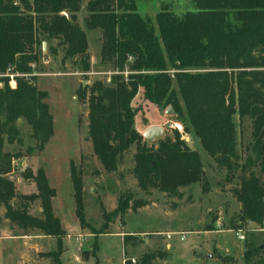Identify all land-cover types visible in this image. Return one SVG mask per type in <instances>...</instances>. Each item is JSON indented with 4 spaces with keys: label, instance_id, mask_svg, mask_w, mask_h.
<instances>
[{
    "label": "trees",
    "instance_id": "trees-1",
    "mask_svg": "<svg viewBox=\"0 0 264 264\" xmlns=\"http://www.w3.org/2000/svg\"><path fill=\"white\" fill-rule=\"evenodd\" d=\"M14 1L0 0V202L15 225L55 237L56 248L44 254L50 264H65L61 259L65 230L52 207L55 187L43 166L32 170L26 165L21 174L34 181L35 190L20 194L14 205L11 199L18 195L10 174L20 152L9 151L4 144L22 141V120L34 140L28 150H42L53 133L48 93L37 85L31 66L42 55L43 40L54 53L57 45L49 42L57 38L62 62L75 57L76 70L88 79V38L76 14L83 0ZM136 1H86L85 25L101 30L100 60L112 70L87 83L80 81L76 92L87 102V136L102 168L115 172L126 153H132L129 171L141 193L126 188L112 209L101 203L103 221L96 227L85 216L84 174L71 159L68 174L79 224L97 236L107 232L113 217L146 204L149 200L143 196L152 189L180 197V187L200 183L202 190L209 188L201 154L178 130L146 146L135 127L132 104L141 88L144 99L163 108L171 105L178 117L186 118L185 130L193 132L207 154L225 168L227 179L240 168L233 187L240 203L236 228L249 221L264 228V0H190L194 8L181 14L163 2L154 22L142 15ZM7 70L16 73L15 86L9 84ZM246 116L254 157L247 155L241 163L238 123ZM253 158L258 159L260 173L245 171ZM36 199L41 206L38 215L29 211ZM134 238V233L126 232L123 242L136 243ZM93 243L96 247V240ZM165 255L161 248L148 249L138 259L126 257L123 264H158L156 258ZM242 255L244 264H264V241L244 239Z\"/></svg>",
    "mask_w": 264,
    "mask_h": 264
},
{
    "label": "rangeland",
    "instance_id": "rangeland-1",
    "mask_svg": "<svg viewBox=\"0 0 264 264\" xmlns=\"http://www.w3.org/2000/svg\"><path fill=\"white\" fill-rule=\"evenodd\" d=\"M86 1H82L80 9L76 12L77 21L87 34V50L91 59V70L87 74L88 79L85 83L95 77L109 75L112 70L110 64L103 63L100 60L101 30L99 28H87L85 25L83 18L87 14ZM163 2L168 3L169 7L177 14L194 8L190 0L136 1L142 15L149 16L153 22L155 12ZM43 41L46 42V40ZM42 42V55L35 62V71L38 75L36 82L39 87L47 90V99L53 114V133L42 150L35 148L28 150L34 140L30 135V126L22 120L19 124L22 141L5 142V149L20 152V156L14 160V169L10 174L15 182L18 195L12 198L11 202L17 205L20 201V194L35 190L34 181L23 177L21 170L26 165L31 167L32 170L42 165L50 185L56 189V194L52 197V207L60 219L61 227L67 232L76 233L79 230L78 232L86 234L81 243L74 240V244L62 236V252L64 251L71 258V260L70 258L64 259L68 261V264H123L126 257L134 258V260L138 259L142 250L153 249V244L159 242L154 236L160 234L147 232L140 234L141 231L139 230L141 228L152 227H161L165 231L166 229L174 230L170 238L166 236L164 238L170 243V246L166 248L161 245L163 250H167L165 257L167 261L160 262L161 264H244L242 255L244 239L252 237L257 242L264 241V228L258 227L253 221L243 222L240 228L244 231L245 238L238 240L234 231L237 225L235 223L239 222L236 221V217L240 203L235 198L233 187L239 182L241 170L238 167L234 175L227 179L225 168L218 165L215 159L207 154L193 132H191V143L199 150L209 179L207 191L201 189L200 183H194L191 187L183 188L180 197L167 194H159L158 197L153 195L152 197H156L160 205L141 212L129 209L122 217H113L107 229L108 233L103 232L95 236L90 228L81 227L75 213L72 181L68 174L71 159H73L76 166L82 169L84 174L85 216L96 227H99L103 221L101 203H103L105 209H112L117 203L119 192L132 187L134 190L136 183L132 171L123 173L121 176L120 170L107 172L102 168L99 160L93 158L94 154L87 136V102L78 98L76 92L80 81L85 78H83L81 72L76 70L73 61V59H76L75 57L62 62L63 49L57 38H53L49 42L52 46L57 45V50L54 53L48 50L47 42L44 47ZM132 102L136 106L135 119H139L142 123L147 118H155L158 114L156 104L143 99L142 92H138ZM173 111L175 110L173 109ZM170 114H172L171 111L166 113V115ZM176 118L181 120L183 124L187 121L185 117L176 115ZM168 131L172 133V129ZM188 132L190 131L184 130L181 134L183 139H187ZM251 140V122L250 118L246 116L238 123L237 149L241 163L244 162L247 155L254 157L250 149ZM129 157L127 160L130 159ZM122 165L124 167L122 171L125 167L131 168L130 163L126 160H123ZM251 169L260 173L258 159L253 158V163L245 171ZM187 195L190 197L189 201ZM31 203H34V201ZM0 204L2 203L0 202ZM38 205L39 200L36 199L35 204H32L31 207L37 212ZM178 206H181V209L170 210ZM217 220L219 222L216 224ZM216 228L221 230L217 232L215 231ZM27 229L41 233V230H35L37 228L29 227ZM191 229L196 231H189ZM115 231L118 233L116 234ZM148 231H151V229H148ZM178 231H185L183 239L179 238ZM121 232H132L136 238L144 235L150 240L144 246H130L131 244H129L124 248L122 244L124 234ZM70 236L74 237V233ZM41 238L39 235H31L33 245L38 243V250L35 251L33 247L30 256L26 257L24 255L25 258L22 254L20 255L27 244L22 241L23 238L16 239L14 243L10 239L5 240L6 243H4L9 244L12 249V255L3 248L1 251L5 254H3L2 259L0 258V264H36L34 259L37 257H44L45 261L47 255L44 252L47 249L56 248L57 242L56 240H50L39 243ZM136 238L134 239L138 242ZM94 240H96V247H94ZM217 242L219 245L216 244ZM14 251H19L16 253L18 258H16ZM75 253H77L78 258L74 257ZM35 255L36 257H33ZM62 255L64 256L63 253ZM47 257L51 263V258Z\"/></svg>",
    "mask_w": 264,
    "mask_h": 264
},
{
    "label": "crops",
    "instance_id": "crops-1",
    "mask_svg": "<svg viewBox=\"0 0 264 264\" xmlns=\"http://www.w3.org/2000/svg\"><path fill=\"white\" fill-rule=\"evenodd\" d=\"M139 93H141L142 92V89L140 88L139 89V91H138ZM144 99V98H143ZM146 100V99H145ZM133 101V100H132ZM132 104H133V102H132ZM155 104V103H154ZM156 107H157V110H158V114L156 115V117L155 118H147L146 119V121H144V123H142L139 119H135V116H134V124H135V127H136V129L140 132V133H142V131L145 129V127H147L149 124H154V123H158V124H162L163 126H164V128H165V134H167V133H170L168 130L170 129L167 125H166V123L168 122V120L170 119V118H176V115L175 114H170V115H166V113H165V108H161L160 106H158V105H156ZM178 119V118H177ZM173 130V129H172ZM189 133V136L187 137V139H185L186 141H187V143H188V145L189 146H191L192 148H195L194 147V145L191 143V140H192V138H191V131L190 132H188ZM153 142H157V140H155V141H153ZM47 144V143H46ZM196 149V148H195ZM199 151V150H198ZM131 154L132 153H126V155L123 157V159L124 160H126L127 162H129L130 163V165L132 166L133 165V162H132V160H131ZM130 156V157H129ZM95 157V155H93V158ZM128 157L130 158L129 160H127L128 159ZM92 158V159H93ZM96 158V157H95ZM123 163H121V165H122ZM120 165V166H121ZM42 166V165H41ZM118 167V170H120V176L123 174V173H129V169L130 168H127V167H125V169H124V171H122L123 170V165L121 166V167ZM46 172V171H45ZM133 179H134V181H135V178L133 177ZM186 188H188L189 186H185ZM185 187H180V190L182 191L183 190V188H185ZM133 188V187H132ZM137 191V192H136ZM134 192H135V194H139L140 193V191H139V189H138V187L136 186V188L134 189ZM159 194H163V195H165V192L164 191H158V190H156V189H152L151 190V192L146 196H143V197H147V199L149 200L146 204H144V205H142V206H139L136 210L138 211V212H141V211H144V210H148V209H151V208H154V207H156V206H158V205H160L159 204V201L156 199V197H158L159 196ZM153 195H155L156 197H152ZM35 202L36 201H34V203H31V205H30V207H29V211L32 213V214H36V215H38L39 214V212L41 211V206L40 205H38L37 206V212L36 211H34V208H32L31 206H32V204H35ZM181 205V204H180ZM183 206V205H182ZM179 208L181 209V206L179 207H174V208H172V209H170V210H179ZM183 208V207H182ZM4 210H5V208H4V205L3 204H0V258L2 259V257H3V254H5V252H2L1 250H3V248H5V250L8 252V253H11V255H12V249L10 248V246H9V244L7 245V244H5L6 242H5V240L7 241L8 239H10V241L12 242V243H14L15 241H16V239H22V241L23 242H26L27 244H26V246H25V249L23 250V253H21L20 252V255L22 254L23 256L25 255L26 257H29L30 256V253L32 252V248L34 247L35 248V251L36 250H38V243L36 244V245H33V243H32V239H31V235H39V236H41L42 238H44V239H40L38 242L39 243H42V242H45V241H50V240H56V238L55 237H53V236H50V235H47V234H44V233H40V232H38V231H29L27 228H21V227H18L17 225H15L12 221H10L9 220V218H7L5 215H4ZM54 210V209H53ZM55 212V211H54ZM56 213V212H55ZM219 221L217 220L216 221V224L218 223ZM148 229H151V231H148ZM35 230H38V229H35ZM221 229H215V231H217V232H219ZM79 231V230H78ZM78 231H76V232H78ZM139 231H141L140 232V234H145L146 232L147 233H153V234H160V235H155L154 236V238L155 239H157L159 242H157V243H155V244H153V249H155L154 247H156V248H161V245L163 246H165L166 248H168L169 246H170V243L168 242V241H166V240H164V238H166L167 236H166V234H165V232L166 231H174V230H168V229H166V231L165 230H163V228H161V227H157V228H154V227H152V228H141ZM189 231H196V230H189ZM33 233V234H32ZM65 235H64V237H66L68 240H70L71 242H72V244H74V240H75V238L72 236H70V234H73V233H75V232H73V233H71V232H67L66 230H65ZM106 233H108V232H106ZM115 233L117 234L118 232H116L115 231ZM122 234H124L123 232H121ZM129 233H132V232H129ZM234 233H235V231H234ZM162 234V235H161ZM165 234V235H164ZM235 235H236V233H235ZM166 236V237H165ZM171 237V236H170ZM170 237H168V238H170ZM236 237H237V235H236ZM27 238H30V239H27ZM153 238V237H152ZM238 238V237H237ZM121 239H122V237H121ZM137 240H138V242H136V243H132V242H129V243H127V245L126 244H124V242L122 241V244L124 245V248L125 247H127L129 244H131L130 246H138L139 247V245H141V246H144L145 245V243L146 242H148L150 239L149 238H147V237H145L144 235H142V237H137L136 238ZM123 240V239H122ZM238 240H240L239 238H238ZM35 241V240H34ZM5 242V243H4ZM37 242V241H36ZM35 244V243H34ZM216 244H218L219 245V243L217 242ZM36 246V247H35ZM217 246V245H216ZM162 249V248H161ZM226 249H228V248H226ZM41 250V249H40ZM47 250H49V249H47ZM46 250V251H47ZM165 250V249H164ZM143 251H145V250H142L140 253H142ZM19 251H14V254H15V256H16V258H18L17 257V255H16V253H18ZM72 252H73V250H72ZM62 253L64 254V256L62 255ZM61 253V259L64 261V263L65 264H68V261H66V260H64V259H66V258H70V257H68L67 256V254H65V252L63 251ZM165 253H166V255H167V250H165ZM166 255L165 256H163L162 258H160V257H157L156 258V262L158 263V264H161L160 262H166L167 261V259L165 258L166 257ZM25 256H24V258H25ZM33 257H36V255L35 256H33ZM74 257H76V258H78V255H77V253H75L74 254ZM130 257V256H129ZM34 259V258H33ZM35 261H36V264L37 263H40V264H48V263H50V259L46 256L45 257V261H44V257H37L36 259H34ZM70 260H71V258H70ZM75 260H79V259H75ZM157 260H159V261H157ZM24 261V260H23ZM25 262V261H24Z\"/></svg>",
    "mask_w": 264,
    "mask_h": 264
},
{
    "label": "built area",
    "instance_id": "built-area-1",
    "mask_svg": "<svg viewBox=\"0 0 264 264\" xmlns=\"http://www.w3.org/2000/svg\"><path fill=\"white\" fill-rule=\"evenodd\" d=\"M14 3H17V1L15 0ZM32 67H35V64H31ZM10 70H7V72L5 73L6 75L9 76V84L11 86H15V74L14 72H9ZM91 72H94V71H91ZM166 125L170 128V129H173V130H178L181 134H183L185 128H184V124L182 123L181 120L177 119V118H170L168 120V122L166 123ZM185 232V231H184ZM184 232L182 231H178L179 233V238L180 239H183L184 238ZM235 233L237 235V237L242 240L245 238V234H244V231L238 227V228H235ZM166 236L167 237H170L172 234H173V231H166L165 232ZM73 235V234H72ZM86 234L85 233H82V232H76L74 233V238L75 240L78 242V243H81L83 240H84V236ZM132 260H134V258H132Z\"/></svg>",
    "mask_w": 264,
    "mask_h": 264
},
{
    "label": "water",
    "instance_id": "water-1",
    "mask_svg": "<svg viewBox=\"0 0 264 264\" xmlns=\"http://www.w3.org/2000/svg\"><path fill=\"white\" fill-rule=\"evenodd\" d=\"M62 13H65V11H62ZM46 42L43 41L42 45L45 46ZM86 79L82 80V83L84 84ZM169 111L172 112V114L176 115V112L173 111L172 106L168 105L165 108V113H168ZM143 140L145 141L146 146H149L153 143L155 140H163L165 138V128L162 124L154 123L149 124L145 129L142 131Z\"/></svg>",
    "mask_w": 264,
    "mask_h": 264
}]
</instances>
